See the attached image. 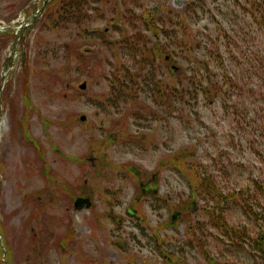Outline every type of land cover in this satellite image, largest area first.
<instances>
[{
  "label": "rangeland",
  "instance_id": "obj_1",
  "mask_svg": "<svg viewBox=\"0 0 264 264\" xmlns=\"http://www.w3.org/2000/svg\"><path fill=\"white\" fill-rule=\"evenodd\" d=\"M83 1L90 22L64 19L55 29L38 11L42 0H0L3 264L9 255L14 264L159 262L157 238L179 249L206 218L205 195L193 196L199 174L237 199L264 182V79H247L264 59V0ZM157 48L168 54L155 63ZM169 55L177 72L166 68ZM152 62L166 93L146 83L132 98L110 97L121 68L141 85ZM227 75L239 85L225 84ZM78 197L91 205L76 210ZM227 207L231 225L259 235L239 204ZM212 231L213 257L264 264L263 254Z\"/></svg>",
  "mask_w": 264,
  "mask_h": 264
},
{
  "label": "trees",
  "instance_id": "obj_2",
  "mask_svg": "<svg viewBox=\"0 0 264 264\" xmlns=\"http://www.w3.org/2000/svg\"><path fill=\"white\" fill-rule=\"evenodd\" d=\"M88 5L89 2H85L83 0H53L46 6L44 13L45 15H51V17L53 18L52 26H54L55 29L62 27V24L65 23L64 19H68L76 26L81 27L82 25L88 24L90 22V17L88 16L90 10L87 9ZM260 5L262 7L264 3ZM98 10L94 11L95 15H99ZM251 14L255 20L258 19V17L253 12H251ZM262 15L264 18V12L262 13ZM62 18L63 20L60 23ZM154 32L157 34L156 30ZM166 54H168L166 48L165 50L162 48H157L152 50L151 57H164ZM243 56L244 57L241 59L244 60L246 56L245 54ZM259 61L260 62L258 66H252L253 70L256 71L253 76H247L248 80L254 77L257 78L258 76L264 79V59L261 57ZM123 69L125 68H121L120 72H118V74L116 75L115 86L117 88V92L113 93H126V96L130 97L132 95L130 94L131 90H129V88L127 87V85H130L127 80L128 74L127 72H124ZM155 73L156 72L152 70V68H150V71H148L147 75L145 76V82L149 85L155 83ZM241 80L243 82V87H245V85L247 84V81H245V77L243 76ZM191 82H193L197 86L199 81L196 77H193L191 79ZM238 83L239 82L232 75H227L225 77V84H235L236 86H238ZM201 84L203 83L201 82ZM156 86V88L158 89L161 85ZM157 89H155V91ZM170 96L172 97L171 92ZM261 100L264 101V93L262 92ZM235 110L236 113L239 112L238 109ZM246 110L247 107H244L241 114H243ZM197 177L199 178V182L194 186L193 196H195L196 192L205 195V206H202L201 210L205 213L204 216L206 218L202 222H196V225L193 224L189 227V229L187 230V235L185 237L186 245L182 243L181 248L179 249H177L179 245L169 247L171 241L166 243V240L160 241V239L157 238V246H159L160 249L159 247L157 248L156 252L158 255L156 257H158L160 261L154 262L150 259H147L143 260L141 264H190L188 261V255L185 251H183V248H192L196 250L197 254L203 258L204 264H243L242 262H238L237 260L224 258V255H222L221 259L213 257L208 247V237L205 233V230L207 229L213 230L210 233L211 236H217L215 232H218L217 238H224L223 236L230 237L233 240L234 245L244 247L246 246L250 249V252L253 255H255L256 252L264 255V182L255 183V193L241 190L238 194L239 197L237 199V191L225 192L220 186H218V184H215L212 179V175H210L208 172L199 174ZM233 202L239 204L244 213L249 218L255 220L256 225L259 228L258 236L255 237L251 232L248 231L246 227L237 228L236 226L231 225L228 222L226 218V212L228 209L227 206ZM196 203L197 201H193L191 204L194 206L195 210H198V208L200 207L196 206ZM5 244L7 249H9V245L7 244V242ZM230 245L232 244H227V246ZM226 248L227 247L224 246L220 247L221 254ZM1 256L2 252L0 250V263L3 264L1 262ZM154 257L155 256H153L152 260H155ZM260 257L264 259V256ZM8 260L12 264H14L10 255L8 256Z\"/></svg>",
  "mask_w": 264,
  "mask_h": 264
},
{
  "label": "water",
  "instance_id": "obj_3",
  "mask_svg": "<svg viewBox=\"0 0 264 264\" xmlns=\"http://www.w3.org/2000/svg\"><path fill=\"white\" fill-rule=\"evenodd\" d=\"M47 3V1H45V4ZM154 11H156V10H154ZM87 88V84L86 83H83L81 86H80V89H82V90H85ZM81 120L82 121H85L86 120V117L85 116H83L82 118H81ZM90 200L89 199H83V198H78L77 200H76V203H75V207L77 208V209H82L85 205L86 206H90ZM178 215H179V213H175L174 214V216H173V220H176L177 219V217H178Z\"/></svg>",
  "mask_w": 264,
  "mask_h": 264
},
{
  "label": "flooded vegetation",
  "instance_id": "obj_4",
  "mask_svg": "<svg viewBox=\"0 0 264 264\" xmlns=\"http://www.w3.org/2000/svg\"><path fill=\"white\" fill-rule=\"evenodd\" d=\"M166 61H167V62H166V68H167L168 70H172L171 67L173 66V64H172V63L170 64L171 61H170L168 58L166 59ZM169 65H170V68H169ZM160 70H161V68H160Z\"/></svg>",
  "mask_w": 264,
  "mask_h": 264
}]
</instances>
